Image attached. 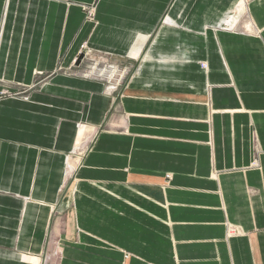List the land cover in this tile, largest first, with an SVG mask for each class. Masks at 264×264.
Instances as JSON below:
<instances>
[{"label": "crops", "instance_id": "crops-1", "mask_svg": "<svg viewBox=\"0 0 264 264\" xmlns=\"http://www.w3.org/2000/svg\"><path fill=\"white\" fill-rule=\"evenodd\" d=\"M0 264H264V0H0Z\"/></svg>", "mask_w": 264, "mask_h": 264}, {"label": "rangeland", "instance_id": "rangeland-1", "mask_svg": "<svg viewBox=\"0 0 264 264\" xmlns=\"http://www.w3.org/2000/svg\"><path fill=\"white\" fill-rule=\"evenodd\" d=\"M93 10V7H87L85 9V21L95 24ZM82 49H84V47ZM98 56L100 59L98 63H86L85 65H78L76 68V72L80 73L81 75L86 74V72H91L94 75L99 74L101 75L102 79H104L108 84V89H115L117 87V84H119L121 80L128 76L127 73L129 72V69L119 63H110L108 61H106L105 63V61L101 59L102 56ZM39 82L40 81H37V83ZM26 92L27 91H22L21 93H19V98L27 99L28 95L26 94ZM166 179H170V176L166 177ZM227 231H229V235H231L232 232H236L231 228H229Z\"/></svg>", "mask_w": 264, "mask_h": 264}, {"label": "built area", "instance_id": "built-area-1", "mask_svg": "<svg viewBox=\"0 0 264 264\" xmlns=\"http://www.w3.org/2000/svg\"><path fill=\"white\" fill-rule=\"evenodd\" d=\"M202 69H206V64H200Z\"/></svg>", "mask_w": 264, "mask_h": 264}]
</instances>
